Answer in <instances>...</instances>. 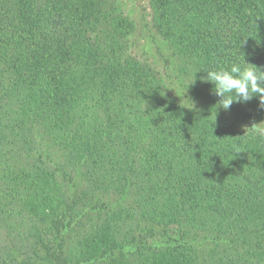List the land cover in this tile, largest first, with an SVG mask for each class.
Segmentation results:
<instances>
[{
  "label": "trees",
  "instance_id": "obj_1",
  "mask_svg": "<svg viewBox=\"0 0 264 264\" xmlns=\"http://www.w3.org/2000/svg\"><path fill=\"white\" fill-rule=\"evenodd\" d=\"M148 4L198 76L264 71V0ZM134 29L120 0H0V264H264V136L229 120L264 110L215 113L206 82L214 106L189 109L128 54Z\"/></svg>",
  "mask_w": 264,
  "mask_h": 264
},
{
  "label": "rangeland",
  "instance_id": "obj_2",
  "mask_svg": "<svg viewBox=\"0 0 264 264\" xmlns=\"http://www.w3.org/2000/svg\"><path fill=\"white\" fill-rule=\"evenodd\" d=\"M120 2L124 13L135 24V29L129 37L128 54L148 61L160 71L169 93L180 101L189 106H191L190 102H193L196 108L214 106L211 93L205 83L200 80V76H198L197 72L190 66H187L153 29L149 16L148 0H120ZM194 73L195 83L189 84ZM229 120L236 129L242 130L253 126H243L233 117H230ZM261 126H264V123H262ZM83 190V183L78 184L76 188L73 187L70 194H67V203L70 204L78 198L76 204L78 209L83 204L81 201ZM114 200L113 198L110 202L113 203ZM76 214H78V211L75 215ZM42 232L46 235L43 230ZM163 233V230L154 229L152 232L146 233V237H154V240H156L159 238V235H163ZM45 238L47 239L46 236ZM148 242H150V240ZM200 246L203 257L217 250L211 242H205ZM31 255V252H29L27 260L30 259ZM38 264L40 263L38 262Z\"/></svg>",
  "mask_w": 264,
  "mask_h": 264
},
{
  "label": "clouds",
  "instance_id": "obj_3",
  "mask_svg": "<svg viewBox=\"0 0 264 264\" xmlns=\"http://www.w3.org/2000/svg\"><path fill=\"white\" fill-rule=\"evenodd\" d=\"M203 71L206 75L200 77V80L210 83L213 86L212 94L219 97L218 104L214 106L215 113L216 108L228 111L233 103L243 104L250 102L253 98L258 100V107L264 110V71L261 69L244 60L243 65L232 63L227 67L220 66ZM195 73L189 84L195 83ZM190 103V108L188 106L183 107L192 109L194 104L193 102ZM247 129L255 131L257 135L264 136V126H261V123L254 124Z\"/></svg>",
  "mask_w": 264,
  "mask_h": 264
}]
</instances>
